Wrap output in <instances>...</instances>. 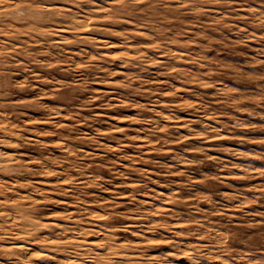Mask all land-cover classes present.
I'll return each mask as SVG.
<instances>
[{"label":"rangeland","instance_id":"rangeland-1","mask_svg":"<svg viewBox=\"0 0 264 264\" xmlns=\"http://www.w3.org/2000/svg\"><path fill=\"white\" fill-rule=\"evenodd\" d=\"M0 264H264V0H0Z\"/></svg>","mask_w":264,"mask_h":264}]
</instances>
